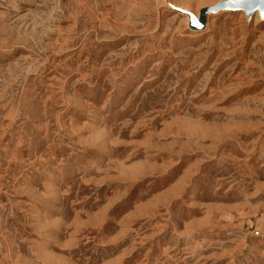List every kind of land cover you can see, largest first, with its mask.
Instances as JSON below:
<instances>
[{
    "label": "rangeland",
    "instance_id": "obj_1",
    "mask_svg": "<svg viewBox=\"0 0 264 264\" xmlns=\"http://www.w3.org/2000/svg\"><path fill=\"white\" fill-rule=\"evenodd\" d=\"M221 1L0 0V264H264V20Z\"/></svg>",
    "mask_w": 264,
    "mask_h": 264
},
{
    "label": "water",
    "instance_id": "obj_2",
    "mask_svg": "<svg viewBox=\"0 0 264 264\" xmlns=\"http://www.w3.org/2000/svg\"><path fill=\"white\" fill-rule=\"evenodd\" d=\"M225 6L231 8H246L247 11L261 7L262 13L264 15V0H226L221 3L218 8H222Z\"/></svg>",
    "mask_w": 264,
    "mask_h": 264
},
{
    "label": "bare ground",
    "instance_id": "obj_3",
    "mask_svg": "<svg viewBox=\"0 0 264 264\" xmlns=\"http://www.w3.org/2000/svg\"><path fill=\"white\" fill-rule=\"evenodd\" d=\"M224 1H226V0H224ZM224 1H221L216 6L211 7V9H209V13L213 14V13L224 11V10H228V11L231 10V11H242L246 16H249L250 14H254L256 12V13L259 14V18L264 20V15L262 13L261 7L255 8V9L250 10V11H247L246 8H231V7H228V6H225V7H222V8H218L219 5L221 3H223ZM236 1H238V0H236ZM200 18H202V17H200Z\"/></svg>",
    "mask_w": 264,
    "mask_h": 264
}]
</instances>
